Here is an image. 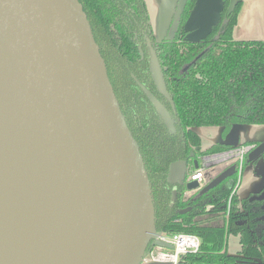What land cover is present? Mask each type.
Here are the masks:
<instances>
[{"label":"water","instance_id":"1","mask_svg":"<svg viewBox=\"0 0 264 264\" xmlns=\"http://www.w3.org/2000/svg\"><path fill=\"white\" fill-rule=\"evenodd\" d=\"M187 1L180 0L178 12ZM224 9L225 0H196L184 26L187 41L206 40ZM150 66L160 93L170 98L155 51ZM143 89L174 133L166 107ZM241 127L234 126L230 137H237ZM3 130L14 137L15 148L37 183V195L49 210L52 249L37 264H144L151 243L174 248L159 240L162 234L155 230L150 180L141 153L78 0H0ZM5 149L1 144V155ZM263 155L264 140L249 153V162ZM187 168L183 161L172 164L169 182L185 183L187 192L200 195L236 173L231 166L204 185L188 181ZM195 169L199 170L197 161ZM254 199L262 201L264 194Z\"/></svg>","mask_w":264,"mask_h":264},{"label":"trees","instance_id":"2","mask_svg":"<svg viewBox=\"0 0 264 264\" xmlns=\"http://www.w3.org/2000/svg\"><path fill=\"white\" fill-rule=\"evenodd\" d=\"M78 2L141 153L150 180L156 232L202 239L200 252L183 256L179 264H264V201L234 196L233 205H229L238 183V166L234 177L189 199L185 198V183L169 182L171 166L179 160L189 162L238 148L220 142L202 151L196 128L222 127L229 133L234 126H264V41L233 38L242 3L230 8L232 0H225L221 22L200 43L187 41L184 30L196 0H189L174 14L168 37L160 44L154 42L171 97L168 102L157 91L151 73L145 42L154 40V35L146 0ZM140 86L168 108L176 122V134L170 133ZM255 163L247 158L243 171ZM207 215H223L222 226L201 225L200 218ZM231 235L240 237L237 255L227 252ZM154 248L151 243L147 255Z\"/></svg>","mask_w":264,"mask_h":264},{"label":"bare ground","instance_id":"3","mask_svg":"<svg viewBox=\"0 0 264 264\" xmlns=\"http://www.w3.org/2000/svg\"><path fill=\"white\" fill-rule=\"evenodd\" d=\"M14 143L15 139L9 131H0V146H6L0 158L10 164L9 169L1 170L0 174L3 176L11 170L10 182L15 189L2 195L6 202L0 217V264H37L51 253V241L49 243L47 235L50 215L45 201L37 195V183ZM32 233L44 237L34 239Z\"/></svg>","mask_w":264,"mask_h":264},{"label":"crops","instance_id":"4","mask_svg":"<svg viewBox=\"0 0 264 264\" xmlns=\"http://www.w3.org/2000/svg\"><path fill=\"white\" fill-rule=\"evenodd\" d=\"M238 2L242 3L241 11L238 15V23L233 31V38L237 41H264V0H234V5ZM148 9L150 12V17L153 23L154 31L156 38L161 40L165 37L167 30L170 26L171 20L174 13L176 12L180 0H146ZM257 129V139L252 144H259L264 140V126L255 128L254 126H243L237 132L238 136L233 140L232 136L230 137L231 131L225 136L224 129L221 127H201L197 128L196 132L198 133L202 148H210L218 142H230L232 144H239L238 149L246 148L244 144L247 141H244L245 137L242 139L243 134L249 130ZM249 147V146H247ZM205 150V149H204ZM223 155V154H221ZM214 155L203 158V176L204 182L208 183L215 179L219 174H221L229 165L230 157L226 159H217L218 156ZM232 156H235L232 154ZM215 159V160H211ZM250 170V169H249ZM252 170V169H251ZM250 170V171H251ZM251 174V172H250ZM243 180V179H242ZM247 176L243 182H241L237 195L244 196L243 199L239 197L240 200H244L250 196L259 195L262 192L261 190L249 191L243 189L245 187ZM251 180L248 181V188H251ZM196 192H186L185 198L189 199L195 195ZM243 194V195H242ZM233 236V235H231ZM239 237V236H238ZM240 239V237H239ZM228 247V243H227ZM241 250V248H240ZM239 250V252H240ZM229 253V249L227 248ZM238 252V253H239ZM237 255V254H230Z\"/></svg>","mask_w":264,"mask_h":264},{"label":"rangeland","instance_id":"5","mask_svg":"<svg viewBox=\"0 0 264 264\" xmlns=\"http://www.w3.org/2000/svg\"><path fill=\"white\" fill-rule=\"evenodd\" d=\"M254 127L259 128L260 126H254ZM257 132H258L257 129L249 130L248 132H245L243 134L242 139L245 137L244 141H247V143H253L257 139V136H258ZM232 138H233V140H235V138H236L235 135L232 136ZM249 147H246V148L242 147L241 149L235 150L233 152L223 153V155L218 156L217 159H221V158L226 159L229 156L230 159H229L228 167L229 166H235L236 168H237V166L240 167V165L243 161L245 163V161L248 158L249 152L253 149V147H251V148H249ZM204 149H206V148H204ZM232 154L235 156H232ZM211 160H215V159H211ZM7 168H8V164L6 162L0 160V172H1V170H7ZM249 169L250 170L252 169V170L250 171ZM244 170H246V171H245L242 179L245 180V178L247 176V180H246V184H245V187L243 189V192L245 190H248V189H249V191H254V190H261L264 188V158L261 157L259 160H257L253 167H247V166L244 167ZM11 172L12 171L9 170L7 176L6 175L1 176V174H0V217L4 213L3 203L6 202L5 199L2 197V195H4L5 192L6 193L9 192V190H11V191L15 190L14 184H12V182H10ZM250 172H251V174H250ZM238 176H239L238 177V180H239L241 176H240V174ZM243 180H242V182H243ZM249 180H251L250 181L251 182V188H248V185H247ZM202 184L205 185L206 183L204 182ZM11 196H12V193H11ZM239 197L243 199L244 196H239ZM7 198L8 197L6 196V199ZM235 199H236V197L232 199V194H231V197L229 199V204L233 205ZM223 221H224L223 215H207V216L201 217L199 220L201 225H209V226H222ZM227 243H228L227 248L229 249V253L230 254H238V252L241 248L239 237L235 236V235L230 236L228 238Z\"/></svg>","mask_w":264,"mask_h":264},{"label":"built area","instance_id":"6","mask_svg":"<svg viewBox=\"0 0 264 264\" xmlns=\"http://www.w3.org/2000/svg\"><path fill=\"white\" fill-rule=\"evenodd\" d=\"M200 177L201 173H197L189 177L188 181L197 180ZM200 183L202 184V182ZM236 191L237 188L234 194ZM159 240L173 245L174 248L163 249L155 247L145 258V264H179L183 256L197 254L202 247V239L196 235L190 234H179L176 236L162 235Z\"/></svg>","mask_w":264,"mask_h":264},{"label":"flooded vegetation","instance_id":"7","mask_svg":"<svg viewBox=\"0 0 264 264\" xmlns=\"http://www.w3.org/2000/svg\"><path fill=\"white\" fill-rule=\"evenodd\" d=\"M189 1V0H188ZM187 1V2H188ZM187 4V3H186ZM196 4V3H195ZM148 6V5H147ZM235 6V5H234ZM234 6H232V3L229 5V7L230 8H233ZM195 7V6H194ZM178 8H179V5H178ZM178 8H177V10H176V12L178 11ZM230 8H229V10H230ZM194 9V8H193ZM225 10V9H224ZM148 11H149V9H148ZM175 12V13H176ZM192 12V11H191ZM174 13V14H175ZM223 13H224V11H223ZM223 13H222V15H223ZM191 14V13H190ZM149 15H150V12H149ZM174 16V15H173ZM190 16V15H189ZM189 18V17H188ZM150 19H151V17H150ZM172 20H173V18H172ZM172 20H171V23H170V26H169V28H168V30H167V33H166V35H165V37L163 38V39H161V40H158L157 38H156V35H155V31H154V27H153V23H152V20H151V23H152V27H153V35H154V40H147L146 42H145V45H146V47H147V50H148V55H149V60L151 61V54H152V51H155L156 52V54H157V51L155 50V48H154V42L155 43H157V44H160V43H162L165 39H166V37H168V33H169V29H170V27H171V25H172ZM188 20V19H187ZM221 20H222V18H221ZM187 22V21H186ZM221 22V21H220ZM219 22V23H220ZM218 23V24H219ZM186 24V23H185ZM185 26V25H184ZM215 28V27H214ZM157 56H158V54H157ZM158 59H159V57H158ZM159 62H160V60H159ZM160 65H161V63H160ZM150 68H151V66H150ZM161 69H162V67H161ZM162 72H163V70H162ZM151 73H152V71H151ZM164 75V74H163ZM152 77H153V73H152ZM165 79V78H164ZM153 80H154V77H153ZM166 82V81H165ZM154 83H155V80H154ZM167 85V84H166ZM155 86H156V88H157V91L159 92V94L160 95H162L168 102H171V97L170 98H167L165 95H163L162 93H160V91H159V89H158V87H157V85H156V83H155ZM141 88H142V90H143V92H144V89L143 88H145L146 90H148L146 87H143V86H140ZM167 90H168V88H167ZM149 92H151L150 90H148ZM156 98H157V96L153 93V92H151ZM168 93H169V91H168ZM144 94H145V92H144ZM145 96L147 97V95L145 94ZM169 96H170V94H169ZM148 98V97H147ZM158 99V98H157ZM148 100H149V98H148ZM159 100V99H158ZM150 101V100H149ZM160 101V100H159ZM151 102V101H150ZM161 102V101H160ZM152 103V102H151ZM162 103V102H161ZM163 104V103H162ZM153 105V104H152ZM164 105V104H163ZM154 106V105H153ZM165 106V105H164ZM166 107V106H165ZM155 108V107H154ZM156 109V108H155ZM166 109L168 110V108L166 107ZM157 111V110H156ZM168 112L170 113V115H171V117H172V119H173V121H174V128H175V132L174 133H172L171 131H170V129L168 128V126L166 125V123L164 122V120L162 119V117H161V119L163 120V122L165 123V125H166V127L168 128V130L170 131V133L171 134H176V132H177V130H176V122H175V120H174V117L172 116V114H171V112L168 110ZM157 113H158V111H157ZM159 114V113H158ZM222 128V127H221ZM197 129V128H196ZM224 134H225V136L228 134V132H225L224 131ZM218 143H220V142H218ZM218 143H216V144H214L213 146H215V145H217ZM213 146H211L210 148H212ZM250 147L249 148H251V147H253V149L254 148H256L258 145H249ZM201 147H202V144H201ZM247 147V146H246ZM210 148H208L207 150H209ZM252 149V150H253ZM202 151H206V149L204 150L203 148L201 149ZM236 149H233V150H231V151H228V152H225V153H229V152H233V151H235ZM251 150V151H252ZM250 151V152H251ZM248 152V151H247ZM246 152V153H247ZM249 152V153H250ZM221 154H223V153H220V154H214V155H221ZM214 155H204V156H200L197 160H191V161H189V162H187V161H185V160H179V161H183V162H186L187 163V165H188V168H187V178H189V177H191L192 175H194V174H197V173H201V177L200 178H198L197 180H199V182H202V183H204V174H203V172H202V169H203V158H205V157H209V156H214ZM179 161H177V162H179ZM198 162V165H199V170H196L195 169V162ZM248 161H249V159H248ZM176 163V162H175ZM250 163V162H249ZM245 165V163H244V161L242 162V167H241V165H240V167H239V174H240V179L238 180V183H237V185H236V188H237V191H238V188H239V186H240V184H241V182H242V178H243V176H244V173H245V171L246 170H244L243 171V166ZM231 166H229L228 168H230ZM228 168H226L224 171H226ZM248 170V169H247ZM223 171V172H224ZM237 171V170H236ZM236 174V173H235ZM234 174V175H235ZM220 175V174H219ZM218 175V176H219ZM234 175L232 176V177H234ZM231 177V178H232ZM239 177V176H238ZM231 178H229V179H231ZM214 180V179H213ZM228 180V179H227ZM226 180V181H227ZM210 182H212V181H210ZM210 182H208V183H206L205 185H207V184H209ZM224 183V182H223ZM222 183V184H223ZM221 184V185H222ZM220 186V185H219ZM218 186V187H219ZM235 188V189H236ZM216 189V188H215ZM214 190V189H213ZM235 191V190H234ZM234 191H233V193H232V199H233V197L234 196H236V197H238V195H237V191L235 192V194H234ZM196 194V193H195ZM264 194V188L262 189V192L259 194V195H256V196H250V197H248V198H246V199H248L249 201H251V202H253V201H259V200H257V199H254V198H256V197H260L261 195H263ZM239 198V197H238ZM240 200V199H239ZM262 201H264V200H262ZM231 205V204H230Z\"/></svg>","mask_w":264,"mask_h":264}]
</instances>
